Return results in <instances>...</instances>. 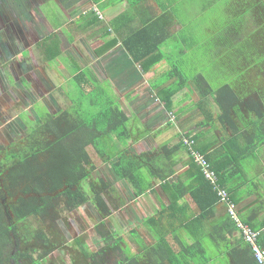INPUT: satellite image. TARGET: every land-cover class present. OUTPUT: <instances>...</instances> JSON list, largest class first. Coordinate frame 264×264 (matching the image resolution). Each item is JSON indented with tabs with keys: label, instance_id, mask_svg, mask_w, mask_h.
<instances>
[{
	"label": "trees",
	"instance_id": "1",
	"mask_svg": "<svg viewBox=\"0 0 264 264\" xmlns=\"http://www.w3.org/2000/svg\"><path fill=\"white\" fill-rule=\"evenodd\" d=\"M11 2L14 6L19 5L17 0ZM241 8L245 11L247 9L246 12L251 11V18L254 19L251 23L256 26L251 27L249 33L254 36L252 41L258 56H262L264 0H257L248 8ZM255 11L261 14L259 20L252 14ZM139 33L122 41V47L131 62L140 66L141 72L162 59L169 63L170 70L156 84L157 87L152 88L164 109L170 110L172 96L184 88L192 89L198 96L195 108L201 116L197 124L200 131L180 132L175 136L172 146L162 144L158 148V154L161 155L159 158L165 160L169 167L177 164L176 155L180 150L186 152L190 169L187 175L192 179V184L188 186L181 180L167 184L162 167L157 162L158 158L150 157L151 152L133 155L128 150H120L115 157L108 155L101 140L110 135L119 141L131 139L133 132L128 127L130 117L122 109L108 82L100 81L92 68L81 67L73 62L70 67L74 74L67 84L62 75L57 76L55 72L57 81L63 82L59 85L70 101L69 107L51 112L44 105L38 106V123L24 116L23 136L7 145L0 143V264H44L54 252L69 255L68 248L78 251L81 257H86L88 264H209L213 256L201 242L204 239L217 243L219 254L228 256L231 264H257L251 248L242 240L229 245L227 234L233 233L235 226L228 216L214 228L203 231L205 222L212 215V209L220 203L219 197L192 161L183 140L193 141L191 149L204 156L218 178V187L227 192L231 202L236 204L252 194L257 196L251 206L239 213V219L260 232L258 245L264 248V193L256 188L259 186L257 181L253 184L255 187L248 186L250 180L245 173V167L258 159L260 149L264 146V105L259 96H250L246 100L243 98L246 96L247 86L253 84L248 81L247 73L252 79L260 76L264 80V60L261 61V69L256 67L259 64L253 65L254 67L248 65L245 49L238 53L229 52L230 58L224 60L226 49L219 46L218 50L213 49L214 53L208 51L205 54L206 60L218 64L229 62L230 66H227L226 71L230 72V78L222 77L219 71L216 73L214 65L206 66L204 74L186 77L175 64L177 60L172 62L171 55L156 53L161 38L154 39L152 48L141 52L139 47L142 41L139 40L143 33ZM232 36H235V30ZM69 39L72 40V37ZM232 40L234 43V38ZM40 42L45 48L43 52L46 62L61 56L59 36L50 33ZM234 54L236 57H231ZM191 59L193 58L187 60ZM169 80L168 85H163V82ZM232 114L241 126H236ZM170 126L167 123V128ZM219 128L230 129L231 132L226 133L222 141L216 138L208 144L200 143L202 130L214 131ZM160 134L161 131H158L154 135ZM89 147L94 149L102 164H109L117 180L129 186L134 199L151 191L152 185L146 177L160 184L162 190L170 194L171 202L144 221L152 245L147 244L132 230L131 236L136 246V251L132 253L120 236H115L104 228L103 221L95 225V232L101 243L97 250L90 251L79 237L73 238L72 242L64 241L66 243L57 237L54 227L66 214L90 204L102 218L105 214L100 204L98 205V199L105 194L115 193L114 187L105 181L92 179L91 175L96 167L87 152ZM84 182L88 191L83 187ZM246 184L248 188L240 190ZM190 204L194 205L196 211L191 210ZM33 221L40 228H34ZM179 229L193 240L183 249L175 248L168 242ZM63 236L65 235L61 234L60 237ZM161 241L168 244L172 254L162 246ZM23 243L28 246L20 251ZM36 252L38 254L34 256ZM173 253L182 255L183 260L177 261V257L172 256ZM198 256L201 257L200 260ZM74 262L79 263L73 258L72 263ZM49 264L55 263L49 260Z\"/></svg>",
	"mask_w": 264,
	"mask_h": 264
},
{
	"label": "rangeland",
	"instance_id": "2",
	"mask_svg": "<svg viewBox=\"0 0 264 264\" xmlns=\"http://www.w3.org/2000/svg\"><path fill=\"white\" fill-rule=\"evenodd\" d=\"M78 1L80 2V0ZM167 1L164 0L165 5ZM159 2L163 3L162 0H159ZM40 3H46V5L39 6ZM83 3L84 1L81 0L79 5L74 8L75 13H77L76 15L85 10H82ZM168 3L171 4L168 10L174 13L180 25L183 27L182 31L177 33L180 36V40L184 37L186 27H190L196 32L197 37L194 38L195 41L198 40V27H200L199 32L202 33L203 39L200 40L202 44L198 45V50L192 55L193 59L190 60L191 62L187 60L190 59L191 55L185 56L184 54L177 56L179 54L178 51L181 50V42L179 39L172 38L168 43L167 50L171 52L172 62L174 63L177 60L175 64L179 66L184 76L192 77L198 73L204 74L206 66L214 65L216 73L219 71L222 77L229 76L230 78V72L226 71L228 70L227 66H230L229 62H226V64H218L206 60L205 54L208 49L213 48L214 50H218L219 46H222L220 47L221 49H226L224 51L226 53L223 57L224 60L230 58L229 52L238 53L240 50L245 49V58L247 59L248 65L253 66L259 64L256 67L259 69L263 68L261 61L264 60V55L258 56V51L252 41L254 36H252V33H249L250 28L256 26V24L251 23L254 19L248 18L247 16L243 23H232V18L236 15V10L239 11L238 7L233 8L230 6V4L234 3V0H169ZM69 5L66 6L60 2L59 6L61 8H58L52 0H21L18 6H14L11 0L0 1V26L12 27L3 36H0V143L2 144L7 145L23 136L22 131L25 129L24 116L37 123L39 122L36 112L38 106L44 105L51 112H55L60 108L65 109L69 107L70 101L64 96L59 85L63 82L60 83L56 79V74L57 76L62 75L63 80H66L67 84L69 78L73 76L74 72L68 63V56L71 59L73 58L75 63L82 67L88 66L91 63L92 53L89 47L87 49L84 46L81 49L79 44L78 46L68 45L65 39H63V42H65L63 43V48L60 47L61 56L55 57L48 63L46 62V55L43 52L45 48L40 45L41 42H38L41 37L52 33L54 29L56 30L55 27L59 25H62L60 28L62 34L65 35V32H71L70 28L67 30V25L65 24L67 22L66 14L62 13V15L59 11L64 9L65 12H68V8L71 7V4ZM259 17L261 18V14H259ZM259 17L256 19L259 20ZM201 21L203 25L199 24ZM261 29L264 31L263 27ZM234 30L235 36H232ZM57 33L60 32L57 31ZM257 35L259 37L260 33ZM233 38L235 45L232 40ZM261 38L264 42V37ZM231 43L233 45H230ZM91 44L93 45L91 48L98 46L95 40H92ZM198 53L201 54L198 55ZM255 54H257L256 57ZM108 57L100 59V61L102 60L100 63L99 60L95 61L96 63L98 62L99 67L95 66L96 68L93 67V69L98 76L101 70L106 73L109 70L119 71V68L114 64L115 59L110 60ZM231 57H236V55L234 54ZM103 65L107 67L108 72L103 68ZM247 74L249 82L258 84L262 88L264 80L260 76H255V80L252 79L249 73ZM108 84L111 85L122 109L130 117L128 127L132 129L133 133H136L137 130H143L145 127L142 126L141 120L136 119V116L133 114L134 104H131L130 101L125 102L131 92L128 91L120 94V90L117 92V88L113 86V83ZM211 85L215 86L214 83ZM262 89L264 91V87ZM188 98L195 101L198 99V96L190 90ZM189 115L186 117L189 121H198L195 116ZM168 117L170 118L169 115ZM133 122L138 126L131 127L130 124ZM170 122H173L172 127L175 123L176 126L174 129L179 127V122L176 118ZM152 126L154 125L150 124L149 127L152 128ZM182 126L179 128H182ZM223 134V131L222 134H219L218 141L224 138L222 136ZM102 140V145L108 152V155L112 157L116 156L120 148L127 149L134 155H138L141 152L147 153L148 151H152L151 153L154 152L155 156L159 155V149L153 150L158 146L155 143L156 139H146V142L141 143V145H134L130 141L125 140L117 141L112 135ZM160 141L162 142V138L159 141L157 140V142ZM87 152L96 167V170L91 175L92 179L105 181L108 185L114 187L115 193L113 195L105 194L98 199V205L100 204V208L105 214L102 218L99 217V214L90 204L82 205L73 212L66 214L54 227L58 233L57 237L63 242L67 240L72 242L73 238L79 237L82 243L88 245L90 251L97 250L101 247V243L95 232V225L103 221L105 229L110 230L115 236H120L126 242V245L132 251H135L136 248L133 243L134 239L131 236V231L136 230L140 237L147 241L146 232L138 228V223H140L146 213H150L146 212L147 210L159 209L162 206V202L168 204L170 199L166 198L160 191V200L157 198V194L152 192L146 196L134 199L129 186L125 182L119 183L116 181L109 164H102L101 159L96 155L92 147H89ZM187 156L184 150H180L177 153V160L180 162L181 167L187 161ZM159 162L163 175L167 179V184L178 177L182 178L186 185L190 186L192 184V179L189 180L185 174V172L190 170L188 164L186 166L187 171L185 170L184 173H180V171L174 173L165 160L159 158ZM250 167L252 166L247 165L245 167V173L246 178L250 180L248 185L252 188L253 183L251 181H253L255 175L251 174ZM148 182L151 185L156 184L155 187L162 190L158 183L154 181V183L151 181ZM86 183H83V187L88 191ZM236 210L239 213L240 210L238 207H236ZM33 227L40 228V225L33 221ZM61 234L65 236L62 238L60 237ZM28 245L21 244L20 251L26 249ZM67 252L69 255L62 252H54L47 257L44 264H49V260H52L55 264H71L73 258L79 261V263L74 262V264H88V259L81 257L78 251H72V249L68 248ZM37 254L36 252L34 256Z\"/></svg>",
	"mask_w": 264,
	"mask_h": 264
},
{
	"label": "crops",
	"instance_id": "3",
	"mask_svg": "<svg viewBox=\"0 0 264 264\" xmlns=\"http://www.w3.org/2000/svg\"><path fill=\"white\" fill-rule=\"evenodd\" d=\"M17 1L20 2L21 0H17ZM52 1L56 4L58 8H61L59 6L60 2H62L66 6H70L69 4H71V7L68 8V12H65L64 9L59 10L61 14L62 13L66 14L65 16L67 17V22L65 24L67 25V30H69L70 28L71 32L70 33L66 32L67 33L65 34L66 36L62 34L60 31L62 25L55 27L56 30L54 29V31L56 33L52 31V33L59 36L61 42L58 44L61 48H63V43L65 42L68 45L78 46L79 44V46H81V49L84 46H86L87 49L89 47L92 53L91 54L92 58L90 59L91 63L90 65L84 67H90L92 69L95 66L99 67L98 62L97 63L95 62L97 60H99L100 63L102 61V60L100 61V59L106 58L108 56H109L108 59L110 60L115 59L114 64L119 68L118 72H115L113 70H109L108 72L107 67L103 65V68L106 69L108 73L101 70L99 76L97 73L96 74L100 81H106L111 84L113 83V86L117 88L116 90L117 92L119 88H122L120 90V94L126 93L128 91L131 92L129 98L125 102L130 101L131 104H134L135 107L133 114L136 116V119L141 120L142 126H144L145 128L143 130H137L136 133H133L132 138L127 141H130L134 145H139V144L141 145V143L146 142V139H156L155 143L158 146L153 150H157L159 146L162 144H167L168 146H172L174 144L175 136H177L180 132L186 133L187 131H191V132L200 131V127H198L197 124L201 120V116L199 114V111L195 108V102L198 99L194 101L193 99L188 98L190 89L184 88L183 90L173 95L171 98L172 105L170 107V110L168 111L164 109L163 103L161 102V100H159L156 97V92L154 89H152L153 87H157L156 84H158L160 80L163 79V76L170 70L169 63L166 62L164 59H162L160 62L156 63L155 65L141 72L140 66L138 64H134L131 62V59L129 58L124 48L122 47V41L126 40L127 38H130L134 33L140 32L143 33V34L139 33L141 35L139 41H142V45L139 47V50L141 52L144 50H148V48H152V45H154L153 43L154 39L161 38L160 40L161 42L159 44L160 47L158 48V51L156 53H161L167 56L171 55V52L167 50L168 43L172 38L179 39L180 36L177 33H180L183 27L180 25V22L177 19V17H175L174 13L168 10L171 5L168 3L169 0L166 2V5L164 3V0H162L163 3H160L159 0H83L84 3L82 4V10L84 9L85 10L81 12L82 14L78 13V15H76L77 13H75L74 8H76L79 5L81 0L80 2L78 0H52ZM256 1L257 0H234V3L230 4V6L233 8L238 7L239 11L235 13L236 15H234V17L232 18V22L244 21V19L247 16L248 18H251L252 16L251 11L246 12L247 9L245 11V9L244 8L242 9L241 7L248 8L251 4H253ZM44 5H46V3L39 4V6H44ZM252 14H255L256 16L255 18L259 17L257 11H255V13L252 12ZM199 24L203 25V22L201 21L199 22ZM57 31L60 33H57ZM199 31H200V27H198L199 41L198 40L195 41L194 38L197 37L196 32L192 28L186 27L184 31V37H182L181 40L179 39L181 42V48H180L181 50L178 51L179 54L177 56L180 55L182 56L185 54V56L191 55L192 57V55L196 53V51L198 50V45L202 44V41L200 40L203 39L202 33H200ZM43 37H41L38 40V42H40ZM69 37H72V40H70ZM63 39H65V42H63ZM92 40H95L98 43L97 47L91 48L93 46L91 44ZM208 51L209 53H214L213 48L212 49L209 48ZM200 54L201 53H198V55ZM67 58L69 64L73 62L75 63L73 58L71 59L70 56H68ZM170 81L171 80L166 81L165 83L163 82V85H168ZM124 87H127L129 89L124 90L123 89ZM263 87L264 84L262 85V88ZM262 88L258 84L248 85L246 88L248 89L245 94L246 96L243 97L244 100H246L250 96L253 97L255 95L261 98L262 103L264 105V91ZM168 115L170 116V118L168 117ZM188 115L195 116L198 121L197 122L189 121L188 118H186ZM231 116L234 119L236 126L237 125L241 126V123H237L236 116H234V114H232ZM175 118L179 122V127L183 125L182 128H179L177 126L178 128L174 129V127L176 126L175 123L174 126L172 127L174 121L173 122L170 121H172ZM167 123L171 124L170 128H167ZM150 124H153L154 126L150 128L149 127ZM130 125L131 127L138 126L135 122H133ZM161 128H164V130H160ZM158 131H161V134L158 136L154 135L155 132ZM222 131L224 132L222 136H224L226 133L231 132L230 129L225 130L223 128H219L214 131L202 130L201 131L202 137L200 138L199 141H201L200 142L201 144L203 143L208 144L209 142H212V140H215L216 138L219 139L218 136L219 134H222ZM161 138H162V142L161 141L157 142V140L159 141V139ZM120 150H127V149L120 148ZM148 152H152V151H148ZM142 153H146V152L138 153V155H141ZM151 155L152 156L150 157L158 158L157 162H159V157L161 155L155 156L154 152L151 153ZM176 159H177V155H176ZM186 160L187 161L184 162L183 167L180 166V162L178 161L174 167H171L172 171H174V173L179 171L180 173L182 172L184 173L187 164H189V156H187ZM159 165L161 167L160 162ZM250 166H252L250 167L251 174L255 175L253 179V184L256 183L257 181L259 183V186L256 188H259V190L262 193H264V146L261 147L260 149L258 159L254 160ZM144 174L146 173L144 172ZM185 174L186 177L189 178L187 175L188 173L185 172ZM146 179L147 181H151L152 183H154L151 179L147 177ZM175 180H181L183 182V179L179 177L177 179L175 178ZM116 181H118L119 183H123V181L117 179ZM170 182H172V180ZM247 184L243 185L240 188V190L242 191L246 190L249 186V185L247 186ZM155 186L156 184H153L151 186V191L146 192L144 195L140 197L146 196L152 192V193H156L157 198L160 200L161 199L159 193L160 191L161 194H163L166 198L168 199L171 198L168 192L163 193L162 190L158 189V187ZM159 186L161 187L160 184ZM256 199L257 196L255 194H252L251 196L243 200H239L235 204L236 207H238V209L240 210L239 213L245 210L247 206L249 207V204L252 205ZM187 200L189 201L188 198ZM168 204H164L162 202V206L159 209H155L152 211L147 210L146 212H150V213L149 214L146 213L145 216L140 221V223H138V228L143 229L146 232L147 237L148 234H147V229L144 226V221L148 217L164 209ZM190 207L191 210L196 211V208L194 207L193 204H190ZM226 217H227L226 209L222 204L219 203L218 205L215 206L214 209H212V215L205 222L206 224L203 227V231L205 232L211 228H214L216 225H218V223L221 220L225 219ZM227 238L229 239V245H231L236 240L239 239L241 240L239 233L236 231V229L234 230L233 233L227 234ZM143 240L145 241V239ZM145 242L150 245H152L153 243L149 239V237ZM168 242L171 245L175 246V248L183 249L186 245H190L193 242V240L182 229H179L178 233H176L174 237L171 238ZM201 242L206 247L208 253L213 256L209 264H231L228 256H226L223 253L219 254V247L217 243L208 239H204L203 241L201 240ZM161 244L170 254H172L171 248L168 247V244L165 241H161ZM135 251H132V253H134ZM173 254L174 255L172 256L177 257L178 259L177 261L181 262L183 260L182 255H178L175 253ZM200 256H198L199 260L201 259Z\"/></svg>",
	"mask_w": 264,
	"mask_h": 264
},
{
	"label": "built area",
	"instance_id": "4",
	"mask_svg": "<svg viewBox=\"0 0 264 264\" xmlns=\"http://www.w3.org/2000/svg\"><path fill=\"white\" fill-rule=\"evenodd\" d=\"M183 144L190 151L192 161L199 167L204 179L217 192L219 202L225 206L227 216L233 222L241 240L251 248L253 257L257 264H264V249L258 245L260 232L251 229L248 225L240 221L235 204L230 201L227 192L218 187V178L215 172L210 168L209 163L205 160L201 153L191 149L193 141L191 139H184Z\"/></svg>",
	"mask_w": 264,
	"mask_h": 264
},
{
	"label": "flooded vegetation",
	"instance_id": "5",
	"mask_svg": "<svg viewBox=\"0 0 264 264\" xmlns=\"http://www.w3.org/2000/svg\"><path fill=\"white\" fill-rule=\"evenodd\" d=\"M9 28H12V27H8V26H0V36H3Z\"/></svg>",
	"mask_w": 264,
	"mask_h": 264
},
{
	"label": "clouds",
	"instance_id": "6",
	"mask_svg": "<svg viewBox=\"0 0 264 264\" xmlns=\"http://www.w3.org/2000/svg\"><path fill=\"white\" fill-rule=\"evenodd\" d=\"M221 204V203H220ZM223 205V204H222ZM224 206V205H223ZM236 206V205H235ZM225 207V206H224ZM227 214V213H226Z\"/></svg>",
	"mask_w": 264,
	"mask_h": 264
}]
</instances>
